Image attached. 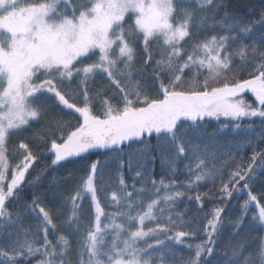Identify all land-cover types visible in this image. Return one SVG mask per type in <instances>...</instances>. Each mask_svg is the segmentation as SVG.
Listing matches in <instances>:
<instances>
[{"label": "snow or ice", "instance_id": "1", "mask_svg": "<svg viewBox=\"0 0 264 264\" xmlns=\"http://www.w3.org/2000/svg\"><path fill=\"white\" fill-rule=\"evenodd\" d=\"M0 264H264V0H0Z\"/></svg>", "mask_w": 264, "mask_h": 264}, {"label": "trees", "instance_id": "2", "mask_svg": "<svg viewBox=\"0 0 264 264\" xmlns=\"http://www.w3.org/2000/svg\"><path fill=\"white\" fill-rule=\"evenodd\" d=\"M213 124H215V122L213 121ZM107 210V209H106Z\"/></svg>", "mask_w": 264, "mask_h": 264}]
</instances>
